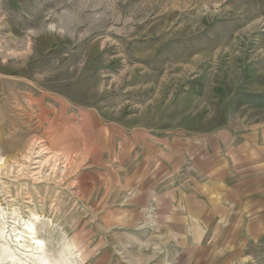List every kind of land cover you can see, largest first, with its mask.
I'll use <instances>...</instances> for the list:
<instances>
[{
  "label": "rangeland",
  "instance_id": "1",
  "mask_svg": "<svg viewBox=\"0 0 264 264\" xmlns=\"http://www.w3.org/2000/svg\"><path fill=\"white\" fill-rule=\"evenodd\" d=\"M86 119L121 126L114 156L88 148ZM261 119L264 0H0V246L12 264H264L255 213L171 244L189 214L137 208L159 139Z\"/></svg>",
  "mask_w": 264,
  "mask_h": 264
},
{
  "label": "crops",
  "instance_id": "2",
  "mask_svg": "<svg viewBox=\"0 0 264 264\" xmlns=\"http://www.w3.org/2000/svg\"><path fill=\"white\" fill-rule=\"evenodd\" d=\"M88 120H84L82 126V131L86 130L88 148L102 153L103 158L114 156L112 146L118 151L119 146L115 144L121 126L99 119L92 124ZM132 148V162L138 165L140 162L134 158L139 148ZM149 149L152 152H149L147 161L152 168H156V172L148 176L146 182V171H142L139 197H145L147 201L137 208L139 212H145L153 202V212L174 213L177 216L173 218H184L183 213L189 214L184 220L188 222L185 228L189 238L186 242L185 238L178 242L173 240L171 244L202 243L206 237L205 229L225 230L227 225L217 224L219 215H224V220H232L233 214L255 213L257 224L250 227L264 230V119L241 130L229 128L204 138H181L177 135L161 138L157 146ZM134 192L135 188L129 195H134ZM162 204H168L169 208L158 209ZM152 221L157 224L138 221L141 223L137 227L160 229L158 220ZM167 227L175 225L169 223ZM231 228L245 229L242 224L236 227L232 224ZM152 240L148 244L166 242V238L160 236ZM136 243L132 241V244Z\"/></svg>",
  "mask_w": 264,
  "mask_h": 264
},
{
  "label": "bare ground",
  "instance_id": "3",
  "mask_svg": "<svg viewBox=\"0 0 264 264\" xmlns=\"http://www.w3.org/2000/svg\"><path fill=\"white\" fill-rule=\"evenodd\" d=\"M2 223L0 222V235L3 234L2 232ZM33 232L29 230L28 234H27V237L30 239V241L28 242L27 245H25V247L27 248L28 251H31L33 249H42L41 248V240L37 237V236H34L32 234ZM13 250V249H12ZM11 250V247L7 244H2L0 246V264L1 263H4V261L8 260L9 263H13V262H20L19 258L16 257V252L13 253L14 251ZM18 254V253H17ZM22 254V253H21ZM32 254V253H31ZM36 254V253H35ZM30 255V254H29ZM34 255V254H33ZM18 256V255H17ZM37 259V262L39 264H47V261H46V257L44 256V254H38L36 255L35 257ZM23 259V258H22ZM35 260V259H34ZM27 262V261H26ZM25 262V263H26ZM24 264V263H22ZM52 264V263H51Z\"/></svg>",
  "mask_w": 264,
  "mask_h": 264
}]
</instances>
